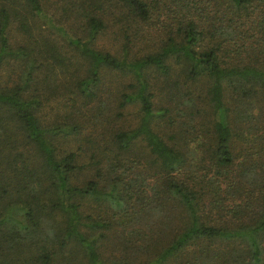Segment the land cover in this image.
Here are the masks:
<instances>
[{"label": "trees", "instance_id": "trees-1", "mask_svg": "<svg viewBox=\"0 0 264 264\" xmlns=\"http://www.w3.org/2000/svg\"><path fill=\"white\" fill-rule=\"evenodd\" d=\"M3 68L0 264H264V0H0Z\"/></svg>", "mask_w": 264, "mask_h": 264}, {"label": "rangeland", "instance_id": "rangeland-1", "mask_svg": "<svg viewBox=\"0 0 264 264\" xmlns=\"http://www.w3.org/2000/svg\"><path fill=\"white\" fill-rule=\"evenodd\" d=\"M54 27L56 26H52L51 27V30L53 35L55 36V34H57V37H58V40L62 42V38L60 36L64 35L63 32L59 29H54ZM60 35V36H58ZM65 37H69V35H64ZM64 43V47L66 48V53H69V45L66 44L65 40H63ZM8 73L6 72V70L3 68L1 71H0V85H2L4 83V78L6 77ZM59 79H61V77L57 76V80L56 81H59ZM106 79V78H104ZM109 79V82H111V79H112V76L109 75L108 77ZM108 79H106L105 81L107 82ZM113 92V91H112ZM103 96H104V93L102 92ZM62 95H64L65 97H70V94L69 95H66V92L62 90V87H56L54 89V92H53V95L51 96V99L48 101H45L44 102V108L42 109L43 111H41V113H44L46 114L45 110H47L48 108L50 109L49 105H53L56 109H59L60 108V103L62 102ZM156 103H157V98H156ZM91 105V103L89 104ZM88 105V106H89ZM105 110L103 111V108H99L97 109V111H102V114L104 115L105 113L104 112H108L109 109H107L106 107H104ZM89 110H91V107L89 106ZM97 111H95L94 114H90V117L91 118H95L96 117V114H97ZM123 117H120L119 119L116 120V122H122L124 124V126H127V125H130V124H133L136 120V108L132 107V105H128L126 107V109L124 108L123 109ZM98 124V123H97Z\"/></svg>", "mask_w": 264, "mask_h": 264}]
</instances>
